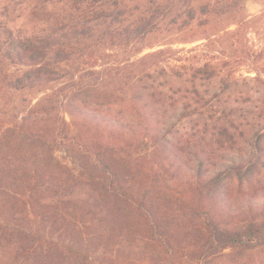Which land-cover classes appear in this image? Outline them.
Instances as JSON below:
<instances>
[{
	"label": "trees",
	"instance_id": "obj_1",
	"mask_svg": "<svg viewBox=\"0 0 264 264\" xmlns=\"http://www.w3.org/2000/svg\"><path fill=\"white\" fill-rule=\"evenodd\" d=\"M28 1L39 0H0V18ZM195 1L178 0V13L194 19L182 9ZM60 2L73 14L49 32L0 22L8 104L10 93L69 82L0 124V264H213L227 250L263 248L264 100L250 107L252 97L233 99L231 86L201 93L200 82L218 77L214 67L178 60L145 69L159 51L137 62L144 69L129 95L109 101L102 72H85V54L73 61L75 47L103 28L114 46L132 47L167 10L148 8L133 21L123 0ZM116 105L124 116L112 115ZM241 128L256 130L248 147ZM172 181L189 201L168 190Z\"/></svg>",
	"mask_w": 264,
	"mask_h": 264
},
{
	"label": "rangeland",
	"instance_id": "obj_2",
	"mask_svg": "<svg viewBox=\"0 0 264 264\" xmlns=\"http://www.w3.org/2000/svg\"><path fill=\"white\" fill-rule=\"evenodd\" d=\"M60 1L54 0L51 4H44L41 0L28 1L17 8L14 16L7 15L0 18V22H8L10 27L19 26L22 31L49 32L69 17V13L73 14L69 9L70 4ZM177 1L123 0L124 9L130 12L133 21L148 8L159 13L167 10L168 16L159 23L158 30L127 49L113 45L108 28L94 32L89 38L80 41L81 46L75 47L73 61L78 59V54L86 55L83 60L89 64L85 66V72H102L103 80L100 81L104 86L100 90L114 103H120L122 98L129 95L128 86L137 80L139 72L144 69L137 62L148 54L164 51L161 57L149 60L145 69H153L154 64L159 67L179 65L178 60H182L187 67H204L206 71L214 67L218 77L211 82H200L198 90L201 93L212 95L231 86L229 91L233 99L239 98L242 93L243 97H252L250 107L259 106L264 100V0H197L182 9L193 14L194 19H190L184 12L178 13L180 5ZM181 14V17H177ZM79 62L77 60L75 64ZM131 63L136 65L129 67ZM66 83L69 82L64 79L17 94L10 93L9 104L8 100L5 101L6 90L1 87L0 124L19 121L31 107L41 103L46 105L47 96L58 93ZM163 83L166 82L162 78L160 84ZM57 99L62 98L57 95ZM117 105L111 113L115 118H120L124 113ZM65 116L69 121V116ZM255 131L241 128L242 134L238 133V137L243 147H248L247 142L252 139ZM58 157L65 161L64 154L58 153ZM168 190L182 197L183 202L189 201L188 191L178 183L169 182ZM232 190L235 191L234 186ZM224 253L230 254V257H221L213 264H264V247L244 255L231 250ZM185 261L183 264H187Z\"/></svg>",
	"mask_w": 264,
	"mask_h": 264
}]
</instances>
